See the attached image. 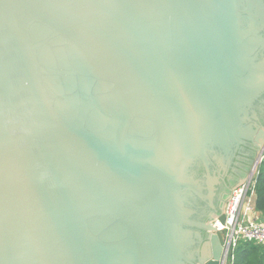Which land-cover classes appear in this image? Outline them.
<instances>
[{
  "label": "water",
  "instance_id": "water-1",
  "mask_svg": "<svg viewBox=\"0 0 264 264\" xmlns=\"http://www.w3.org/2000/svg\"><path fill=\"white\" fill-rule=\"evenodd\" d=\"M252 143L225 203L264 0H0V264H219L198 205Z\"/></svg>",
  "mask_w": 264,
  "mask_h": 264
},
{
  "label": "built area",
  "instance_id": "built-area-1",
  "mask_svg": "<svg viewBox=\"0 0 264 264\" xmlns=\"http://www.w3.org/2000/svg\"><path fill=\"white\" fill-rule=\"evenodd\" d=\"M254 173L232 190L223 210L224 224H215L223 240L219 264H234L235 251L241 244H264V221L257 219L254 206Z\"/></svg>",
  "mask_w": 264,
  "mask_h": 264
},
{
  "label": "flooded vegetation",
  "instance_id": "flooded-vegetation-1",
  "mask_svg": "<svg viewBox=\"0 0 264 264\" xmlns=\"http://www.w3.org/2000/svg\"><path fill=\"white\" fill-rule=\"evenodd\" d=\"M255 151L256 145L254 143L248 144L246 147L244 146L243 149L241 148L240 150H237L235 152L233 163L229 166V168L219 171V174H221V176L219 177V182L215 187V195L213 194L210 203L208 202V200H206L202 203H199L198 205L199 211L197 210V212L199 213V215H201V218H199V220L211 227V229L207 231L201 229L202 240H205L209 243L210 251L213 237L218 234L215 230V224L220 223L218 219L221 215H223L224 204H226L225 201L228 192L232 184L248 168L250 156L254 154ZM222 246L223 240L221 235L219 234V236H217V248L220 257L222 255Z\"/></svg>",
  "mask_w": 264,
  "mask_h": 264
},
{
  "label": "trees",
  "instance_id": "trees-1",
  "mask_svg": "<svg viewBox=\"0 0 264 264\" xmlns=\"http://www.w3.org/2000/svg\"><path fill=\"white\" fill-rule=\"evenodd\" d=\"M254 206L264 212V155L256 170ZM234 264H264V244H241L235 251Z\"/></svg>",
  "mask_w": 264,
  "mask_h": 264
},
{
  "label": "crops",
  "instance_id": "crops-1",
  "mask_svg": "<svg viewBox=\"0 0 264 264\" xmlns=\"http://www.w3.org/2000/svg\"><path fill=\"white\" fill-rule=\"evenodd\" d=\"M257 219L264 221V212H259L256 210Z\"/></svg>",
  "mask_w": 264,
  "mask_h": 264
},
{
  "label": "rangeland",
  "instance_id": "rangeland-1",
  "mask_svg": "<svg viewBox=\"0 0 264 264\" xmlns=\"http://www.w3.org/2000/svg\"><path fill=\"white\" fill-rule=\"evenodd\" d=\"M262 160H263V158H262ZM256 170H257V169H255V171H254V172H256ZM254 174H255V173H254Z\"/></svg>",
  "mask_w": 264,
  "mask_h": 264
}]
</instances>
